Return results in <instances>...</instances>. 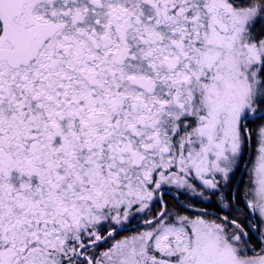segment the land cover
<instances>
[{
	"label": "snow or ice",
	"instance_id": "6c2138e0",
	"mask_svg": "<svg viewBox=\"0 0 264 264\" xmlns=\"http://www.w3.org/2000/svg\"><path fill=\"white\" fill-rule=\"evenodd\" d=\"M0 264H264V0H0Z\"/></svg>",
	"mask_w": 264,
	"mask_h": 264
}]
</instances>
